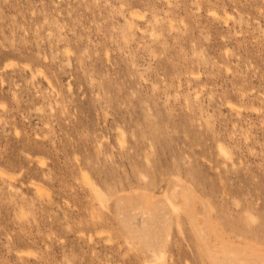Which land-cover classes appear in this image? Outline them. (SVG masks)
<instances>
[{"label": "rangeland", "instance_id": "374dc122", "mask_svg": "<svg viewBox=\"0 0 264 264\" xmlns=\"http://www.w3.org/2000/svg\"><path fill=\"white\" fill-rule=\"evenodd\" d=\"M173 175L264 244V0H0V264H147L102 197Z\"/></svg>", "mask_w": 264, "mask_h": 264}, {"label": "bare ground", "instance_id": "6f19581e", "mask_svg": "<svg viewBox=\"0 0 264 264\" xmlns=\"http://www.w3.org/2000/svg\"><path fill=\"white\" fill-rule=\"evenodd\" d=\"M40 164L44 166L46 162L41 160ZM33 186L42 199L45 194L43 186L35 182ZM102 200L107 204L108 212L113 214L124 242L142 252L144 263H157L167 256L165 252L172 225L182 224L180 212H183L207 264H264V244L248 237V231L238 228L236 222L228 221L227 224L240 234L233 235L228 231L218 216L213 214L214 207L210 201L180 175L171 176L166 187L158 193L153 189L136 187L112 191Z\"/></svg>", "mask_w": 264, "mask_h": 264}]
</instances>
